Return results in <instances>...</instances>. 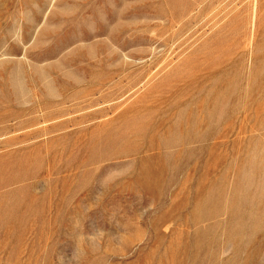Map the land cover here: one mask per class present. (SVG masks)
Instances as JSON below:
<instances>
[{
    "label": "rangeland",
    "instance_id": "rangeland-1",
    "mask_svg": "<svg viewBox=\"0 0 264 264\" xmlns=\"http://www.w3.org/2000/svg\"><path fill=\"white\" fill-rule=\"evenodd\" d=\"M0 264H264V0H0Z\"/></svg>",
    "mask_w": 264,
    "mask_h": 264
}]
</instances>
